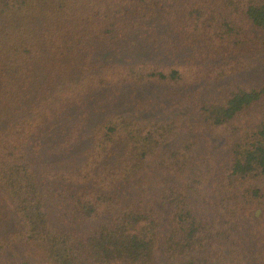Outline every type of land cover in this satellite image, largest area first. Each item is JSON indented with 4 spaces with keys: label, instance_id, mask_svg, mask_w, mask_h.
I'll return each instance as SVG.
<instances>
[{
    "label": "trees",
    "instance_id": "trees-1",
    "mask_svg": "<svg viewBox=\"0 0 264 264\" xmlns=\"http://www.w3.org/2000/svg\"><path fill=\"white\" fill-rule=\"evenodd\" d=\"M134 44L163 56L97 54ZM262 51L264 0H0V190L16 219L0 255L24 244L42 249L41 264H263L264 240L251 242L264 82L239 77ZM204 82L218 84L201 94ZM143 84L166 87L186 112L107 111L79 164L38 167L32 138L70 107ZM64 128L74 142L79 126Z\"/></svg>",
    "mask_w": 264,
    "mask_h": 264
},
{
    "label": "rangeland",
    "instance_id": "rangeland-1",
    "mask_svg": "<svg viewBox=\"0 0 264 264\" xmlns=\"http://www.w3.org/2000/svg\"><path fill=\"white\" fill-rule=\"evenodd\" d=\"M135 45V44H134ZM99 58L104 61L118 60L124 57L143 56L147 58L156 57L158 51L137 48L136 45L123 48L121 51H111L101 49L97 52ZM259 55L264 57V51ZM163 56V54H159ZM241 80L251 82H264V63H259L249 71L240 76ZM218 83H201L196 89L201 94L209 93ZM110 88H105L91 93L78 104L70 107L63 115L58 117L51 129L44 128L42 132L36 134L30 143V155L35 160L39 168L52 167L68 169L79 164L86 155L93 127L107 111H122L138 118H162L173 112L185 113L186 108L180 99H172L166 87L155 84H143L136 87L126 86L118 93H111ZM7 109L4 103H0V124L5 120L2 112ZM253 116H249L241 121L246 124ZM79 126L77 139L74 142L64 143L65 128ZM182 136H177L166 142L165 146L176 144ZM216 142L215 146L220 145ZM163 214L167 212L166 207L158 202ZM254 231L256 238L251 242V249L254 251L262 244L260 237L264 240V205L260 204L252 210ZM16 225L13 212V202L8 195L0 190V233L12 230ZM168 226L167 217L164 215L162 224V234ZM158 252L162 254V237H159ZM264 247V246H263ZM45 259L42 249L34 245L17 244L8 251L0 255V264H20L22 262L41 264ZM119 264V263H109ZM254 264H257L254 262ZM264 264V263H263Z\"/></svg>",
    "mask_w": 264,
    "mask_h": 264
}]
</instances>
